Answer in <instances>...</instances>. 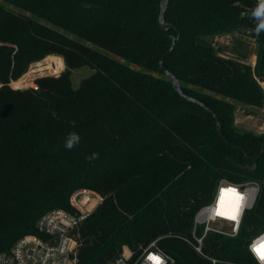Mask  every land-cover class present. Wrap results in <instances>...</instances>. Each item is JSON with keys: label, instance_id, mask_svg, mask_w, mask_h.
<instances>
[{"label": "trees", "instance_id": "trees-1", "mask_svg": "<svg viewBox=\"0 0 264 264\" xmlns=\"http://www.w3.org/2000/svg\"><path fill=\"white\" fill-rule=\"evenodd\" d=\"M162 2L0 0V252L38 234L46 212L72 211L71 194L86 188L104 200L77 229L78 264H110L124 246L135 259L153 241L174 264H256L247 243L264 231V134L239 129L236 110L262 107L264 90L251 66L213 42L255 34L262 80L258 0H169L165 31ZM164 55L184 95L203 106L177 93ZM51 56L66 65L58 78L10 87ZM83 67L93 74L74 89L71 70ZM71 133L80 141L67 149ZM221 180L258 181L260 194L239 234H209L200 255L185 238Z\"/></svg>", "mask_w": 264, "mask_h": 264}, {"label": "built area", "instance_id": "built-area-1", "mask_svg": "<svg viewBox=\"0 0 264 264\" xmlns=\"http://www.w3.org/2000/svg\"><path fill=\"white\" fill-rule=\"evenodd\" d=\"M34 79L43 77L58 78L64 71V60L57 56L47 57L33 64ZM29 73L22 76L17 82L16 90L33 88L34 80L28 82ZM16 81L10 83V87ZM25 84L21 87L20 85ZM12 88V87H11ZM14 89V87H13ZM234 191H229V190ZM261 186L258 181L249 180L241 183H232L221 180L215 190L212 201L201 207L194 217L192 239L185 238L194 250L203 254V241L212 233L234 238L244 223L245 215L251 211L258 200ZM223 192H228L226 195ZM239 196V213L236 220L229 219ZM103 198L94 193L80 190L72 195V211L54 209L46 212L37 221L38 234L26 235L17 240L10 250L0 252V264H78L79 225L85 221L103 202ZM94 206V207H92ZM217 213H224L218 215ZM223 224L228 227L225 229ZM201 232V234H198ZM264 241V231L258 233L247 243V249L256 264H264L258 255L252 251L253 243ZM129 247H123L119 258L110 264H174V259L164 252L153 241L142 249L137 258H133ZM155 257L156 259H153ZM215 263V260H212Z\"/></svg>", "mask_w": 264, "mask_h": 264}, {"label": "rangeland", "instance_id": "rangeland-1", "mask_svg": "<svg viewBox=\"0 0 264 264\" xmlns=\"http://www.w3.org/2000/svg\"><path fill=\"white\" fill-rule=\"evenodd\" d=\"M213 46L220 52L222 56L233 58L235 60L240 61L241 63L251 66L254 71V76L258 79L260 86L264 90V77L262 80L259 79L258 68H257L258 67L257 61H258V56L261 52V46L255 34H253L252 32L249 34V32L247 33L246 30H242L240 32L239 31L229 32V33H226L224 35L217 37L215 41L213 42ZM32 66L33 65H30V67L28 68L25 74L29 73L28 82L30 83L32 82V80H34V85L31 84V86L37 89L38 88L37 80L42 79V78H37V80L34 79L35 77L33 76L34 67ZM65 69H66V65L64 62V70ZM91 74H93V71L88 67L71 70V81H72L73 88L77 89L81 81L89 77ZM20 78L17 80H14L16 82L12 84L11 86L12 88L14 87V89H17L15 87H17V82H19L22 79ZM10 83H12V81ZM23 85L25 84L24 83L21 84L20 87ZM22 88H25V87H21L18 89H22ZM236 126L239 129L244 130V131H252L258 134H264V101H263V106L260 108L254 107V106L238 105L237 110H236ZM80 190L92 192L94 193V195H99L100 197L104 199V197L100 193L94 190H90L86 188H78L70 196L69 204H70L71 209L73 207L72 195L76 191H80ZM91 215H92V212L88 216V218ZM223 227L227 229L228 226L226 224H223Z\"/></svg>", "mask_w": 264, "mask_h": 264}, {"label": "water", "instance_id": "water-1", "mask_svg": "<svg viewBox=\"0 0 264 264\" xmlns=\"http://www.w3.org/2000/svg\"><path fill=\"white\" fill-rule=\"evenodd\" d=\"M168 3H169V0H163V2L161 3V6H160L161 9H160V15H159V23H160V27H161L162 31L166 30L165 12H166ZM97 7H99V6H97ZM250 33L251 32H249V34ZM173 48H174V43H173L172 47L170 48V50L167 53L171 52L173 50ZM165 56L166 55H164L161 58V60H160V68L168 76L169 80L171 81L172 85L176 89L177 93L180 94L182 97H185L189 101L203 106L202 104L198 103L197 100H195L193 98H190V97H187V96L184 95V93L182 91V88L180 86V83H179L178 79L176 78V76L173 73H171L170 71H168L167 69L164 68ZM215 118H216V116H215ZM216 122H217V126H218V132H219L220 135H222V128L220 126V123H219L218 119H216ZM107 131L109 132V134L112 136V138L114 140L118 139V136L114 133V131H112L111 128L107 127ZM263 154H264V145H263V147L261 149V152H260L259 156H262ZM256 167L257 166L254 165L253 167H250V168L248 167L247 169L249 171L253 172V171L256 170Z\"/></svg>", "mask_w": 264, "mask_h": 264}, {"label": "clouds", "instance_id": "clouds-1", "mask_svg": "<svg viewBox=\"0 0 264 264\" xmlns=\"http://www.w3.org/2000/svg\"><path fill=\"white\" fill-rule=\"evenodd\" d=\"M252 17L255 19L256 21V27H255V32L257 34L261 33L262 31H264V0H258V3L256 5V7L254 8L253 12H252ZM80 141V137L78 134L76 133H71L69 134L67 140H66V144L65 147L67 149H71L73 148L74 145H77ZM98 158V154L97 153H93L91 157H89L88 159L92 160V159H96ZM261 245V251L264 252V241L258 243ZM257 245V243H253L252 245V251L255 253L254 251V246Z\"/></svg>", "mask_w": 264, "mask_h": 264}, {"label": "snow or ice", "instance_id": "snow-or-ice-1", "mask_svg": "<svg viewBox=\"0 0 264 264\" xmlns=\"http://www.w3.org/2000/svg\"><path fill=\"white\" fill-rule=\"evenodd\" d=\"M229 191H234V190H229ZM237 199V203L235 205V207L232 210V214L228 217L229 219L232 220H236L238 217V213H239V200L241 199L239 196L236 197ZM218 215H223L224 213H217ZM261 245L257 244L254 246V251L255 253L258 255L260 260H264V252H262L261 250ZM153 259H156L155 257H153Z\"/></svg>", "mask_w": 264, "mask_h": 264}, {"label": "bare ground", "instance_id": "bare-ground-1", "mask_svg": "<svg viewBox=\"0 0 264 264\" xmlns=\"http://www.w3.org/2000/svg\"><path fill=\"white\" fill-rule=\"evenodd\" d=\"M227 193H228V192H223V194H225V195H226Z\"/></svg>", "mask_w": 264, "mask_h": 264}]
</instances>
